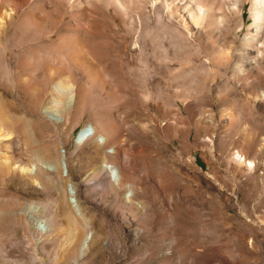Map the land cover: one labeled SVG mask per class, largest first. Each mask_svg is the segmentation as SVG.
Segmentation results:
<instances>
[{"label":"rangeland","instance_id":"obj_1","mask_svg":"<svg viewBox=\"0 0 264 264\" xmlns=\"http://www.w3.org/2000/svg\"><path fill=\"white\" fill-rule=\"evenodd\" d=\"M123 2L93 34L118 73L78 74V113L34 106L0 42V264H264V0Z\"/></svg>","mask_w":264,"mask_h":264},{"label":"bare ground","instance_id":"obj_2","mask_svg":"<svg viewBox=\"0 0 264 264\" xmlns=\"http://www.w3.org/2000/svg\"><path fill=\"white\" fill-rule=\"evenodd\" d=\"M123 1L0 0V42H9L13 45L12 47H24L21 52L24 57L19 58L20 60L17 65H12V68L17 74L19 83L27 91L35 89L34 106L40 105L44 100V95L48 94V98H46L47 96L45 97L47 101V105L44 106L45 111L59 115L62 106L65 105L64 110L69 108L68 102L71 103L74 100V96H77V93H79L80 97L75 112H80L82 107L84 109L82 101L88 97L89 89L86 85L81 84L79 91H75L77 86L74 79L78 74L84 73L91 80H99L105 70L109 72L117 70L116 64H114L116 61L110 55L112 53L110 52V47L106 44L105 46L99 45L95 41L93 34L101 22L102 18L100 17L102 15L105 16L106 14L108 16L107 13L112 14L119 13L120 10L125 11L126 6ZM158 1L152 0L151 3L154 5ZM107 9L109 10L108 12ZM254 15L256 26L259 29L262 24L260 23V13L258 10ZM46 33L49 35L53 34V36L50 38L47 36L49 39H46L44 37ZM24 44L27 46L26 48ZM249 47L251 49L264 47V40ZM7 51L11 58L13 55L11 50ZM260 52L263 53V49L259 48L258 53L260 54ZM3 55V47L0 45V62L3 59ZM29 55H33L36 59L30 60L31 56L28 57ZM94 63H108L109 65L103 68L96 64L94 65ZM27 68L31 69V72H27V76H24L26 72L24 73L23 71H28L29 69ZM50 85L51 89L47 92V88ZM100 86L103 88L104 84L101 83ZM94 87H97V85L92 84L90 88L95 89ZM18 90L20 89L18 88ZM64 94L69 99L67 103L65 102L66 100L64 101ZM85 104L87 105V102ZM89 104L92 103L90 102ZM85 108L88 107L85 106ZM6 122H9L13 126L15 134L21 135L24 138L27 145L35 143L36 140H34L28 125H18L15 120ZM81 134L90 137L89 127L84 128ZM92 134L97 135L96 128H94ZM8 136L10 135L8 134ZM101 137V139L93 140L94 136L93 141L85 145H87V148L96 149L101 147L102 144L109 142V136L101 135ZM114 150L116 151L117 148ZM238 158H240V155H238ZM13 163L16 164L18 161L14 160ZM117 164H120V160L118 159ZM19 165L22 164L19 163ZM135 182L136 177L133 174L122 171L120 173L119 185L117 186L123 189L129 183L135 186ZM4 206L5 204L0 201V214H2Z\"/></svg>","mask_w":264,"mask_h":264}]
</instances>
